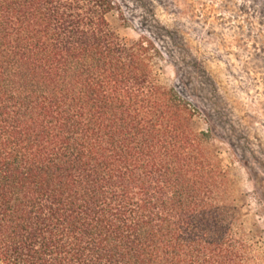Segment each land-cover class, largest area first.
I'll return each instance as SVG.
<instances>
[{
    "label": "trees",
    "instance_id": "16d2710c",
    "mask_svg": "<svg viewBox=\"0 0 264 264\" xmlns=\"http://www.w3.org/2000/svg\"><path fill=\"white\" fill-rule=\"evenodd\" d=\"M114 14L0 0V264H264L212 132Z\"/></svg>",
    "mask_w": 264,
    "mask_h": 264
},
{
    "label": "rangeland",
    "instance_id": "374dc122",
    "mask_svg": "<svg viewBox=\"0 0 264 264\" xmlns=\"http://www.w3.org/2000/svg\"><path fill=\"white\" fill-rule=\"evenodd\" d=\"M110 20L164 56L162 73L198 114L234 183L247 229L264 243V0H114Z\"/></svg>",
    "mask_w": 264,
    "mask_h": 264
}]
</instances>
